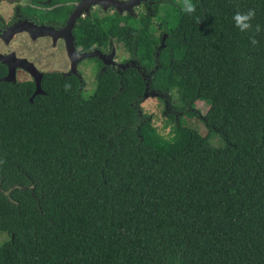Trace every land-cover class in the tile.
I'll use <instances>...</instances> for the list:
<instances>
[{
	"label": "trees",
	"instance_id": "trees-1",
	"mask_svg": "<svg viewBox=\"0 0 264 264\" xmlns=\"http://www.w3.org/2000/svg\"><path fill=\"white\" fill-rule=\"evenodd\" d=\"M193 2L191 15L151 0L83 17L84 51L118 39L136 62L93 57L89 95L61 71L37 94L0 77V180L15 184L0 192V264H264V0ZM249 9L241 32L233 16ZM146 84L171 140L143 111ZM199 102L218 105L220 123Z\"/></svg>",
	"mask_w": 264,
	"mask_h": 264
},
{
	"label": "flooded vegetation",
	"instance_id": "flooded-vegetation-1",
	"mask_svg": "<svg viewBox=\"0 0 264 264\" xmlns=\"http://www.w3.org/2000/svg\"><path fill=\"white\" fill-rule=\"evenodd\" d=\"M81 1L0 0V68L3 70L0 77L10 75L11 81L37 83V80L42 81L47 72L61 71L76 75L83 82V61L88 58L77 56L83 53V17L88 14L82 12L73 23L70 19ZM150 2L151 0H142L138 6L142 5L144 10ZM136 7L132 12H127L134 14L141 11H136ZM116 10L118 9L112 5L107 9L102 5H95L91 7L90 13L98 11L106 14L107 11H112L110 14H113ZM110 51H116L111 43L103 52L111 53ZM113 59L115 60V54ZM131 60L133 58L130 56L124 60H115L116 64L111 66L124 68ZM74 61L78 74H71ZM14 187L15 184L4 187L3 180H0L1 193H9L10 196V190ZM9 238L7 232L0 231V246Z\"/></svg>",
	"mask_w": 264,
	"mask_h": 264
},
{
	"label": "rangeland",
	"instance_id": "rangeland-1",
	"mask_svg": "<svg viewBox=\"0 0 264 264\" xmlns=\"http://www.w3.org/2000/svg\"><path fill=\"white\" fill-rule=\"evenodd\" d=\"M139 10H143L142 5L136 7V11H139ZM110 12L112 11H107V13H110ZM101 14L103 15V13ZM130 22L131 24H135L134 19H131ZM108 27H109V22H106L104 24V28L107 29ZM110 43L112 47H116L115 60L117 61L124 60L130 56V53L127 49L119 47L118 39H112ZM94 59L88 58L87 60L83 61V78L86 82V88L84 92L87 95L93 92L95 85H96L95 72H96L98 63ZM173 65L179 68L182 66V63L176 60L173 62ZM197 105L202 110V113L204 114L205 119L207 121L214 123V124L220 123L221 115H220V109L218 105L207 104L205 102H199L197 103ZM142 107H143L144 113L153 114V117H154L153 122L158 128V132L162 136L170 140L173 139L174 134H175L174 122L171 120L170 117L164 115L163 113L164 107H165L164 100L159 96H150L147 98L145 97L142 102ZM203 126H201L202 130L205 129L203 128ZM232 155H233L232 151H224L221 154H218L216 156V159L222 164H227V162L230 160ZM5 236L3 235V237Z\"/></svg>",
	"mask_w": 264,
	"mask_h": 264
},
{
	"label": "water",
	"instance_id": "water-1",
	"mask_svg": "<svg viewBox=\"0 0 264 264\" xmlns=\"http://www.w3.org/2000/svg\"><path fill=\"white\" fill-rule=\"evenodd\" d=\"M141 2H142V0H82L81 4L72 13V16L70 19L72 20V23H73L75 18L77 16H79L82 12H83V14H89L91 7L95 6V5H102L106 9L112 5L115 8H117L120 13H123L126 10H129L132 12L133 8L135 6H138ZM70 52H73V50H70ZM114 54H115L114 51H112L111 53H104L102 50L96 48V49H93L91 51H84L83 50V53H81L79 56H77V58H83L84 59V58L98 57L107 66V65H115L116 64V61L113 59ZM135 63L136 62L133 61L132 63H127L124 66L125 67H128L130 65L134 66ZM71 73H77L76 61L73 62ZM2 79L6 80V81L12 80L10 75L5 76ZM36 86H37V88H36L35 94L42 92L40 80H37ZM158 95H159V93L157 91L150 90L148 88V85L146 84V88H145V92H144V96L146 98L150 97V96H158Z\"/></svg>",
	"mask_w": 264,
	"mask_h": 264
},
{
	"label": "clouds",
	"instance_id": "clouds-1",
	"mask_svg": "<svg viewBox=\"0 0 264 264\" xmlns=\"http://www.w3.org/2000/svg\"><path fill=\"white\" fill-rule=\"evenodd\" d=\"M181 8L184 13L189 14V15L194 14L197 10V6L193 2V0H182ZM255 16H256L255 9H249L246 12L237 11L235 15L233 16V21L235 23V26L241 32H251L253 30L252 21L255 19ZM199 21L200 19L197 18L198 23ZM255 31L257 33L261 31L259 25L256 26ZM251 42L253 44L258 43V41L255 39V36L252 37Z\"/></svg>",
	"mask_w": 264,
	"mask_h": 264
},
{
	"label": "bare ground",
	"instance_id": "bare-ground-1",
	"mask_svg": "<svg viewBox=\"0 0 264 264\" xmlns=\"http://www.w3.org/2000/svg\"><path fill=\"white\" fill-rule=\"evenodd\" d=\"M148 5V4H147ZM129 14V13H128ZM132 15V14H131ZM165 39V38H164ZM72 57V56H71ZM72 74V73H71Z\"/></svg>",
	"mask_w": 264,
	"mask_h": 264
}]
</instances>
